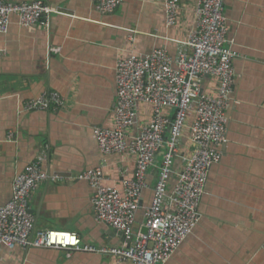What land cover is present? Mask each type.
I'll list each match as a JSON object with an SVG mask.
<instances>
[{
  "label": "crops",
  "instance_id": "obj_1",
  "mask_svg": "<svg viewBox=\"0 0 264 264\" xmlns=\"http://www.w3.org/2000/svg\"><path fill=\"white\" fill-rule=\"evenodd\" d=\"M1 1H41L57 13L48 26L33 29L12 18L8 32L0 34V206L10 200L14 178L45 152L42 169L51 180L31 194L34 235L69 232L97 250L121 248L125 240L95 221L93 189L77 177L101 166L108 183L119 186L120 171L133 168L130 158L100 154L92 137L93 128L112 126L116 60L132 49L130 36L139 54L165 48L174 56L176 42L186 40L193 27L197 0H181L178 23L169 28L161 0H124L108 15L99 14L91 0ZM224 15L227 47L236 55L228 141L209 171L199 223L166 264H264V0H225ZM216 86L209 78L203 82L206 91ZM46 92L56 93L64 106L24 110ZM139 113L141 124L149 121L147 107L140 105ZM188 149L185 138L183 151ZM175 163L172 185L180 170ZM158 165L159 159L148 170L142 207L150 203ZM143 213H137L136 231ZM0 264H114V257L1 247Z\"/></svg>",
  "mask_w": 264,
  "mask_h": 264
},
{
  "label": "built area",
  "instance_id": "obj_2",
  "mask_svg": "<svg viewBox=\"0 0 264 264\" xmlns=\"http://www.w3.org/2000/svg\"><path fill=\"white\" fill-rule=\"evenodd\" d=\"M91 1L102 15L112 14L124 2ZM180 1L161 0L168 28L178 23ZM224 2L197 0L193 27L186 40L176 42L174 56L165 48L139 54L133 49L134 37L130 36L132 49L116 60L112 126L93 128L92 137L100 154L130 158L134 166L120 171L119 186L108 183L101 166L84 171L77 179L93 189L95 221L124 236L123 246L97 250L82 245L76 234L53 230L34 235V218L29 209L31 194L40 184L51 180L42 169L47 155L41 152L14 178L11 198L0 206V248H56L68 253L108 254L114 257V264H166L199 223V205L209 171L220 162L221 148L228 141L236 55L227 47L229 28ZM56 13L53 6L41 1L0 0V34L8 32L12 18L17 19L19 26L33 29L48 26ZM207 78L217 83L214 92L203 89ZM64 104L56 93L46 92L26 102L24 110L48 111ZM140 105L147 107L150 115L149 121L142 124ZM185 138L189 145L186 152ZM158 159L152 197L142 207L143 196L149 189L148 170ZM176 160L180 170L172 185ZM142 208L143 223L136 231V216Z\"/></svg>",
  "mask_w": 264,
  "mask_h": 264
},
{
  "label": "water",
  "instance_id": "obj_3",
  "mask_svg": "<svg viewBox=\"0 0 264 264\" xmlns=\"http://www.w3.org/2000/svg\"><path fill=\"white\" fill-rule=\"evenodd\" d=\"M111 231H112V232H115V231L112 230V229H111ZM142 233H145V229L142 230ZM118 235L121 237L122 240L124 239V236H122L121 234H118Z\"/></svg>",
  "mask_w": 264,
  "mask_h": 264
}]
</instances>
